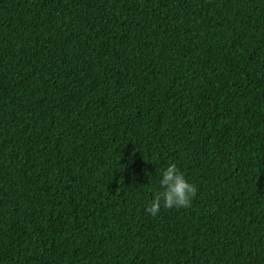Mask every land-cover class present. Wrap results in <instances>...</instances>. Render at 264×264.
Masks as SVG:
<instances>
[{
	"label": "trees",
	"instance_id": "trees-1",
	"mask_svg": "<svg viewBox=\"0 0 264 264\" xmlns=\"http://www.w3.org/2000/svg\"><path fill=\"white\" fill-rule=\"evenodd\" d=\"M0 264H264V0H0Z\"/></svg>",
	"mask_w": 264,
	"mask_h": 264
},
{
	"label": "clouds",
	"instance_id": "clouds-1",
	"mask_svg": "<svg viewBox=\"0 0 264 264\" xmlns=\"http://www.w3.org/2000/svg\"><path fill=\"white\" fill-rule=\"evenodd\" d=\"M160 189L153 195L146 211L152 216L159 214L161 207L180 209L191 207L198 188L186 179L185 174L175 164H169L161 173Z\"/></svg>",
	"mask_w": 264,
	"mask_h": 264
}]
</instances>
